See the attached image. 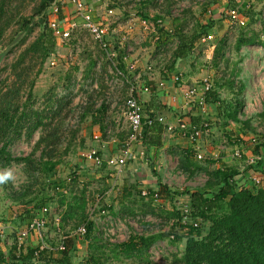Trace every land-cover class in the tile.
I'll use <instances>...</instances> for the list:
<instances>
[{"label": "rangeland", "instance_id": "obj_1", "mask_svg": "<svg viewBox=\"0 0 264 264\" xmlns=\"http://www.w3.org/2000/svg\"><path fill=\"white\" fill-rule=\"evenodd\" d=\"M85 1L96 19H102L105 14L110 16L109 20L105 18L110 50L114 51L112 43L117 38L122 40L127 44L126 49L129 48L131 62L136 68L125 69L127 73L123 75L116 67L118 62L114 56L107 57L95 43L80 16L73 14L71 20L70 16L53 8L48 10V22L58 17L66 27L65 23L73 21L74 29L70 38L58 40L56 50L36 80L34 99L26 108L30 112L43 110L47 127L38 128L31 136L27 127L22 128L19 135L8 139L7 153L11 161L0 159V173L9 170L12 173L9 180L0 183V253L9 256L13 249L19 253L25 247L37 246L33 236L21 243L19 232L25 230L29 220L47 207L48 210H43L41 215L49 220L45 227V241L56 247L61 238L69 237L67 240H71L74 264H175L185 249L191 229L193 234L208 230V221L191 212L187 216L184 210L186 207L194 209L191 194L208 191L205 185L209 177L204 169H197L193 175L182 171L179 155L167 152L154 163H149L150 160L128 161L125 168L130 165L134 168L129 171L128 179H133L135 175L136 180H131L126 187L114 184L107 162L124 149L131 134L125 117L129 97L126 80L139 85L134 74H146L142 69L159 75L163 68L169 70L173 50L177 47L178 32L190 36L195 30L205 28V34H211L212 40H197L192 50L193 64L182 61L180 71L188 72L186 75L190 74L201 84V80L208 78L220 104L207 103L202 114L210 123L205 143L209 142L207 149L212 153L206 154L203 159L193 157L191 160L198 166H208L213 170L222 165L220 159L228 158L229 163H224L226 166L240 170L243 167L244 174L246 171L251 173L246 181L242 182L239 177L236 180L240 184L257 187L253 178L262 179L253 172L252 165L256 163L250 164L248 160L260 156L264 162V118L259 116L264 112V48L250 45L236 51L235 42L242 32L251 30L261 34L264 40V0ZM245 4L248 11L244 14L242 6ZM109 9H113V14L108 15ZM238 9L241 16L247 19L245 26H239L231 19V11ZM142 13L150 18L148 28L142 23ZM156 16L162 19L164 27L173 32L162 43L157 41L158 35L152 29L151 23ZM129 22L133 24L132 29ZM25 32L29 35L28 30ZM10 34L7 33L0 49H7ZM36 35V32L32 34L27 42L34 40ZM217 46H223L225 58L215 66L211 57ZM23 48L15 46L3 58L0 64L1 82L9 83L13 79L9 66ZM91 61L95 64L89 70ZM149 66L152 69H148ZM69 72L73 75L71 80L66 79ZM22 96L24 103L26 95L23 93ZM237 100L241 103L238 115L241 122H226L223 113L235 106ZM89 103L95 113L101 104L106 107L102 114L96 113V124L90 115L82 119ZM194 103V110L202 116L198 103ZM52 135L57 136L58 141L53 143L56 149L48 153L53 155V162L58 163L48 173L37 164L47 142L40 149H36V144L41 136H48L51 140ZM144 139L132 142L135 144L132 152L136 151L133 148L139 143L144 146ZM3 144L1 142L0 147ZM257 146H260L259 153L255 151ZM91 150H96L102 160V165L96 169L88 163L91 160L87 153ZM237 151L240 156L235 154ZM29 156L34 164L19 161ZM155 171L165 182L162 185L172 192L171 196L159 192V187L156 191L143 187L149 185L143 183V178L148 179ZM144 189L146 195L142 193ZM203 196L210 197L209 194ZM74 198L86 201L84 211L79 207L69 209V203L77 200ZM222 205L225 207L223 202ZM83 216L94 223L92 239L77 232L79 227H86ZM56 220H60L59 223ZM195 222H200L198 227H194ZM142 237H156V240L148 251L127 256L128 250L132 249L128 246L138 244L139 250L143 248L140 244ZM57 256L58 252H55L54 257Z\"/></svg>", "mask_w": 264, "mask_h": 264}, {"label": "trees", "instance_id": "obj_2", "mask_svg": "<svg viewBox=\"0 0 264 264\" xmlns=\"http://www.w3.org/2000/svg\"><path fill=\"white\" fill-rule=\"evenodd\" d=\"M56 5H58V0H0V45L8 32L12 34L8 36L9 43L7 45L12 43L21 32L29 31V35H26L18 44V47H24L23 50L9 66V74L13 79L9 83L0 81V143L4 142L0 147V159L3 158L6 162L11 161L7 153L9 138H15V135H19L24 127H27L29 136L38 128L47 127L46 122H44L45 113H43V110L30 112L26 108L28 103L34 99V87L37 78L42 73L45 64L51 59L52 53L56 50L57 39L49 26L47 16L48 10ZM242 7L245 14V11H248L247 5L245 4ZM237 11L240 13L239 9ZM142 16L143 20L151 22L147 14L142 13ZM152 21L154 22L151 23L152 27L158 35L157 41L161 43L167 41L173 32L165 29L159 16L153 18ZM35 32L37 35L34 40L27 42ZM205 33L203 27L200 31L199 29L195 30L190 36L178 32L177 47L173 50L171 68L169 69H174L179 59L187 57L195 47L197 40L207 35ZM162 37H164V40H162ZM250 45H260L264 48L262 35L254 30L246 33L242 32L236 39L235 49L240 51L244 46ZM223 51V46H217L214 49L212 61L215 66H218L220 59L225 58ZM94 64L95 61L89 62V70ZM118 67L125 74L124 68ZM66 79H73L72 73L69 72ZM23 93L26 95L24 103H22ZM206 101L210 104H220L218 95L212 89L206 94ZM90 105L89 103L85 107L82 119L90 115L94 124H96L98 122L96 121V113L102 114L106 107L101 104L95 113ZM240 105L239 100L235 106H231L229 110L223 113L226 122L230 120L241 122L238 118ZM259 116L264 118V112L260 113ZM201 123L202 120L194 125L200 126ZM244 123L248 125V122ZM159 125L158 122H155L151 126H145L146 133L152 130H158V133H161L162 127H158ZM148 136L144 138L150 144L161 145L159 136L151 141ZM51 137L50 140L48 136H41L36 144V149H40L43 143L47 142L43 146L41 158L37 164L48 173L52 172L58 163L53 162V155L48 153V151L52 152L53 149H56L53 143L58 141L57 136L52 135ZM255 151L259 153L260 146H257ZM192 155L193 150L181 149L179 168L190 175H193L197 169H204L207 172L209 179L205 186L208 191H198L191 194L192 207L195 210L192 209L190 212L203 217L209 225L206 233L197 231L196 234H193V229H191V233L186 239L185 249L181 257L176 259L175 264H264V182L257 187L239 185L236 177L240 172L236 167H220L212 170L208 166L195 164L191 160ZM19 161L34 164L31 156L20 158ZM263 165V161L260 160L252 167L260 169ZM158 185L159 192L171 196L172 192L165 185H162L161 182ZM204 194H209L210 197H204ZM74 199L77 200L69 203V209L73 210L75 207H79L84 211L86 201L84 199ZM222 202L225 207H223ZM84 219L86 220V217ZM83 225H86V233L79 235H85L86 238L92 239L94 223L87 219ZM68 238L63 237L56 250L52 252L49 248L41 250L39 247H25L19 253H17V249L11 250L9 256L0 253V262L4 264H74V252L70 245L71 240H67ZM155 240L156 237L140 238V244L143 245V248L139 250L137 248L138 244L128 246L127 248L132 249L128 250L126 255L132 256L135 253L140 254L148 251ZM61 242L65 245L64 250L58 249ZM55 252H58L56 258L54 257ZM34 258L36 262H32Z\"/></svg>", "mask_w": 264, "mask_h": 264}, {"label": "crops", "instance_id": "obj_3", "mask_svg": "<svg viewBox=\"0 0 264 264\" xmlns=\"http://www.w3.org/2000/svg\"><path fill=\"white\" fill-rule=\"evenodd\" d=\"M57 8H58L59 13H63L66 16H70V19L73 20V16H71V15L76 14V7L72 2H70V0H58ZM106 15L107 14H105V16L101 17V18L103 20H105V18L107 17L106 20H109L110 16H106ZM74 16H76V15H74ZM59 20L62 22V20L60 18H59ZM63 21H65V20L63 19ZM72 22L73 21H71V23L69 22V24H68V22L65 24H67V26H69L70 24H72ZM132 27H133V24L129 22V28L132 29ZM73 29L74 28H72L71 32L73 31ZM165 29L170 31V29L167 27H165ZM153 31H154V29H153ZM108 32H109V30H108ZM108 35H109V33H108ZM107 38L109 39L110 37L107 36ZM157 38H158V36H156V39ZM57 43H58V40H57ZM95 43L98 44L97 42H95ZM112 45L114 47V51L110 50V52L114 53V60L116 62H118V66L123 67L124 68L123 70L126 73H127V71H126L127 69L130 70V68L131 69L136 68L135 64L133 65L131 62L132 61V59L130 58L131 54L128 52L129 48L126 49L127 44H124V42H122V40H119L117 38V41L114 42V44L112 43ZM98 46L100 47L99 44H98ZM105 54L107 55L106 52H105ZM107 57H108V55H107ZM112 58H113V56H112ZM211 59H212V57H211ZM182 61H186L185 63H188V64L189 63L193 64L194 60H193V56H192V51L189 53V55H187V57H185L183 59H179L176 62L174 69L168 70V69L163 68V72H161L160 75L158 73H154V74L148 73L147 71H143V69L141 71L146 72V74L143 75L140 72H138L136 75L134 74V76H136L135 79L139 83V85H137V83L135 82V84L137 86L134 83L130 82L128 79L126 80L129 84V95H130L131 87L132 86L135 87V94L142 104L145 118H147V117L153 118V117H160V116L164 118V123L158 122L161 125V126L159 125L158 127H162L161 133H158V130H152L151 132L146 133V127H144L143 135L140 138V140H142L144 138L145 134H146V136L150 135V136H148V138L151 141V140H154L155 137L159 136L160 140H161V145H158V146L152 145L147 140H146V142H144V146L141 143H139L138 146L133 148L134 150L136 149V151H134L135 153H134L133 160H137V161L142 160L144 162L150 160L149 163H154L156 161V159H157V161H159L161 159V157H164V154H166L167 152H169V153L174 152L175 154L180 155V150L184 149V147H187L188 149L193 150V155L191 156V158L195 157L196 159H203V157H205L206 154L212 153L211 151L209 152V150L207 149L209 142L205 143V141H207V139H208L207 137H209V136L205 135L202 139L198 140L197 142H191L189 140V138L183 132H181V130H179V128H176L173 131H169L167 129V127L170 125L175 126V127L178 126V123L180 120L186 121L188 123V125L190 126L191 124L194 125V124L198 123L200 120H203V118H204L202 115V114H204L203 111L200 113L202 116H199L197 111L194 110L193 106L196 103L190 102L189 100H186V98H185L186 91L188 89H190L191 87H193L194 85H197L199 91L197 93L196 98L200 99L202 97V92L200 91V88H202V84L199 83V80H196V78L192 77L190 74H189V76L186 75V74H188V72H184V70L180 71V69L182 68V65H181ZM118 66H116V67H118ZM148 69H152V67L149 66ZM206 74L208 75V73H206ZM123 75H125V74H123ZM177 76H180V80L176 79ZM197 78H199V77H197ZM203 80H201V81H203ZM144 87H149L150 91L144 92L143 91ZM194 118L195 119L197 118V119L195 120ZM198 118H199V121H198ZM139 142H141V141H139ZM132 144L133 145L131 146V149L135 145L134 143H132ZM122 150L115 156V158H119L120 156H122ZM215 153H213V154H215ZM217 155L218 154H216V157L219 159V157ZM144 157H146V160H143ZM112 159H114V158H111L110 160H112ZM220 160L222 161L221 162L222 165H219L218 168L229 167V165L226 166L224 164V163H229L228 158H225V159L222 158ZM109 161L107 162V167H108L107 169L112 171L110 173V176L112 177V181L114 182V184L120 183L124 187H126L128 184H130L131 180H136L135 175H133V177H134L133 179H131V180L128 179V173L130 174L129 171L131 170V172H132V170H134V168L131 165L125 168L127 163L125 165H119V164L118 165H110ZM88 163H89V165H91L90 167L94 166L95 169L97 167H100V166H96L95 162L93 160L88 161ZM263 166H261L260 169H256L255 167L253 169L254 174L256 176H259L262 179V183L264 182V167ZM238 170L240 172L238 177L242 180V182H243V180L246 181L247 177L250 176V175H248L250 173V171H246L244 174L243 173V170H244L243 167L241 168V170L240 169H238ZM136 171H138V168H136ZM160 176L161 175L155 171V173L154 174L152 173V175L148 179L143 178V183L149 184V185H146L143 187H146V189H148V190L150 189L151 191H156L157 189H159L158 184L160 182L162 184H165V182H162ZM138 180L135 181L136 184L138 183ZM238 184H240V183L238 182ZM241 184H244V183H241ZM245 184H248V183H245ZM138 187L142 188V186H138ZM113 188H115V187L113 186ZM142 193H143V195H144V193H146L145 189ZM45 208H47V207H45ZM44 209H42L40 215H36L35 217L41 216L43 214ZM32 220H29L28 225L30 224V222ZM59 221L60 220H56V222H58V223H59ZM45 229L46 228H44L42 230L41 234L34 233V234H31L29 237L33 236V238L35 239V243H37V246H35V247L41 248L42 246H45V248H49V250L51 252L55 251L57 246L56 247L51 246L50 244H47L45 241V239H46Z\"/></svg>", "mask_w": 264, "mask_h": 264}, {"label": "built area", "instance_id": "obj_4", "mask_svg": "<svg viewBox=\"0 0 264 264\" xmlns=\"http://www.w3.org/2000/svg\"><path fill=\"white\" fill-rule=\"evenodd\" d=\"M75 7H76V14L80 16V18L83 21V26L84 28L91 34L95 42H97L100 47L102 48L103 51L107 53L109 57L114 56L113 52H110V47L107 42V36H108V28L106 26V22L103 19H96L91 10L89 9L87 3L85 0H70ZM53 10L58 12L57 5L53 7ZM109 15L113 14V9H109L107 11ZM231 19L233 22L238 24L239 26H245L247 24V19L244 16H241V14L237 10H232L230 13ZM63 22H61L58 17L53 18L49 21V26L52 28L54 35L57 40H66L68 37L70 38L71 36V30L74 28V23L70 24L69 26L63 27ZM143 25L145 28H148V22L146 20L142 21ZM213 36L211 34H208L207 36H204L201 38V42H208L212 40ZM177 80H180V76H177ZM212 89V84L209 83V79L205 78L202 83V88H200V91L202 92V97L200 100L196 99L197 93H198V86L194 85L190 89H188L185 93V98L186 100H189L190 102H197L198 106L201 108V110L205 113V106L207 104L206 101V94L211 91ZM144 92H149L150 88L149 87H144L143 88ZM125 117L129 122L130 128H131V135L129 138V142L127 145L124 147L122 150V156L119 158H114L109 161L110 165H125L128 161L132 160L134 158V152H132L130 144L133 141H136L140 139L143 135V130L145 126H151L155 122L159 123H164V118L163 117H147L145 118L144 112H143V107L138 99V97L135 94V87L132 86L130 90V95L126 101V109H125ZM210 124L206 122V119L203 118L202 123L200 126H192L188 125V123L184 120H180L178 123V126H168L167 129L169 131H173L176 128H179L181 132H183L191 142H197L198 140L202 139L205 135H208L210 129ZM209 129V130H208ZM88 158L90 160H93L97 166L102 165V160L100 156L98 155L96 150H91L88 153ZM237 156H240V152L237 151L235 152ZM261 160L260 156H255L251 157L248 160V163L250 164H255L258 161ZM253 181L255 184L260 185L262 183V180H258V178L254 177ZM146 195V193H144ZM48 209L45 208L44 211H47ZM185 213L188 212L190 213L189 208H185L184 210ZM47 219L42 218L41 216L35 217L28 227L19 232V239L22 243L25 239H27L31 234L37 233L41 234L42 230L46 227L47 225ZM200 222H195L193 225L194 227H198ZM2 229L0 225V230ZM78 233L80 234H85L86 233V227L82 226L79 227L77 230ZM45 246H42L40 249H44ZM65 245L63 242L59 245L58 249L64 250Z\"/></svg>", "mask_w": 264, "mask_h": 264}, {"label": "water", "instance_id": "obj_5", "mask_svg": "<svg viewBox=\"0 0 264 264\" xmlns=\"http://www.w3.org/2000/svg\"><path fill=\"white\" fill-rule=\"evenodd\" d=\"M26 36V32L23 31L20 34H18L16 36V38L13 40L12 43H10L9 45H7V49L6 50H2L0 49V64L3 60V58L6 56L7 53H9V51H12L14 49L15 46H18V44L20 43V41Z\"/></svg>", "mask_w": 264, "mask_h": 264}, {"label": "clouds", "instance_id": "obj_6", "mask_svg": "<svg viewBox=\"0 0 264 264\" xmlns=\"http://www.w3.org/2000/svg\"><path fill=\"white\" fill-rule=\"evenodd\" d=\"M12 177L11 171H5L3 173H0V183H3L7 180H9Z\"/></svg>", "mask_w": 264, "mask_h": 264}]
</instances>
